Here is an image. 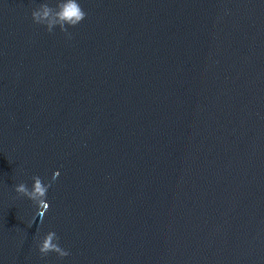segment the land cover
I'll return each instance as SVG.
<instances>
[{"label":"water","instance_id":"95a60500","mask_svg":"<svg viewBox=\"0 0 264 264\" xmlns=\"http://www.w3.org/2000/svg\"><path fill=\"white\" fill-rule=\"evenodd\" d=\"M42 2L0 0V264H264V0Z\"/></svg>","mask_w":264,"mask_h":264},{"label":"clouds","instance_id":"9594fccd","mask_svg":"<svg viewBox=\"0 0 264 264\" xmlns=\"http://www.w3.org/2000/svg\"><path fill=\"white\" fill-rule=\"evenodd\" d=\"M85 15L86 13L79 6L78 0H51V2L50 0H44V2L34 6L31 10L33 23L42 25L48 32H52L56 27H59L60 31L66 32V26L74 27L78 25ZM59 175V169L54 170L52 179L55 180ZM31 180L30 187L21 181L13 186V190L17 195L30 200L42 217L49 208L47 192L50 182L42 181L38 175H33ZM59 239L54 230H48L36 240V249L41 256H46L51 252L55 253L59 258L66 257L69 255V251L60 245Z\"/></svg>","mask_w":264,"mask_h":264}]
</instances>
